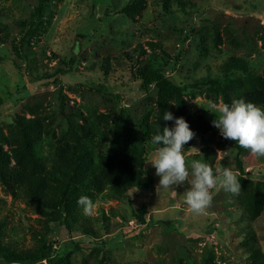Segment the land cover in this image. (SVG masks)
Here are the masks:
<instances>
[{"label": "rangeland", "instance_id": "rangeland-1", "mask_svg": "<svg viewBox=\"0 0 264 264\" xmlns=\"http://www.w3.org/2000/svg\"><path fill=\"white\" fill-rule=\"evenodd\" d=\"M36 5L0 0L4 242L30 251L75 243L70 264H253L252 251L264 256V156L212 126L218 114L212 105L245 99V87L254 88L245 101L264 110V0H52L42 19L32 21ZM230 58L245 62L252 77L242 74L240 84L228 86ZM152 67L187 88L183 105L158 97L153 86L140 87L139 72ZM165 111L183 117L195 133L183 146L189 178L174 187L176 194L158 188L150 164L157 147L151 138L158 127H173L163 120ZM120 117L125 124L115 132ZM202 122L211 130L201 133ZM81 146L87 147L82 165L97 178L78 188L94 203L90 215L77 203L86 232L65 227L51 189L71 170L68 151ZM193 160L209 164L214 175L230 167L239 194L218 185L210 190L211 205L192 212L182 195ZM134 173L149 175L147 188L129 182ZM33 178L42 181L45 204L34 199ZM115 185L126 193L115 195ZM140 214L143 224L135 218Z\"/></svg>", "mask_w": 264, "mask_h": 264}, {"label": "clouds", "instance_id": "clouds-1", "mask_svg": "<svg viewBox=\"0 0 264 264\" xmlns=\"http://www.w3.org/2000/svg\"><path fill=\"white\" fill-rule=\"evenodd\" d=\"M212 107L218 113L212 126L219 130L223 138L238 142L239 146L249 149L253 155L264 156V110L243 98L233 100L231 104L221 101L219 105L213 104ZM163 120L172 121L173 127H158L151 138V143L157 147L150 164L159 177L158 188L168 189L176 194L174 187L189 178L183 146L195 137V133L183 117L176 118L171 112L165 111ZM190 150L202 156L197 149ZM217 172L219 174L214 175L212 167L200 160L191 162L190 188L182 196L192 212L202 214L211 205L213 196L210 190L218 185L234 195L241 191L238 173L230 167L222 166ZM77 203L82 206L84 214L92 213L94 203L89 197L81 196Z\"/></svg>", "mask_w": 264, "mask_h": 264}, {"label": "trees", "instance_id": "trees-1", "mask_svg": "<svg viewBox=\"0 0 264 264\" xmlns=\"http://www.w3.org/2000/svg\"><path fill=\"white\" fill-rule=\"evenodd\" d=\"M37 2V5L34 8V11L31 15L32 21H40L46 12V7L51 4L52 0H34ZM162 2H168V0H161ZM71 62H74L73 59H71ZM225 66V65H224ZM227 70L224 71V78L227 82L228 86L233 84H240L239 81L240 78L243 76L246 78H251L252 75H248L247 71V65L242 60L230 58L227 62ZM243 74V76H241ZM138 81L140 82V87L143 89H147L151 86H153L156 89L157 96L160 98L165 99L166 97H174L177 99L178 103L180 105H183L182 102V96L183 92L187 90V88L179 87L173 84L168 78H166L162 71L158 68H148L144 71H140L138 75ZM205 81H203L204 83ZM212 83L218 85V82L211 81ZM254 88H244L242 89V93H246V95L252 93ZM100 93H105V91H101V87L97 89ZM243 93V94H244ZM246 95L245 100H246ZM109 96H112L109 94ZM115 98H119L118 96H115ZM124 117H120L114 122L115 132L121 130V128L124 126L125 122H123ZM204 129L201 130V133H205L207 131H210L211 128L206 123L202 122ZM128 124H126V127ZM125 127V128H126ZM129 130V128H127ZM132 132L131 130H129ZM134 133V131H133ZM132 133V134H133ZM126 141L130 138V133L127 132V135L125 136ZM75 146V145H74ZM87 153V147L81 146L76 147L68 151L69 156H71V169L69 174L65 173L64 178L59 179V182L61 183L60 186L56 188H51L54 190L58 196V201H53L57 204V207L60 208V212L63 218V222L65 224V227L67 229H74L75 231H85V226L88 224V219L85 215L81 214L79 211V207H77V198L82 196L80 194V191H78L79 187H82L84 189L89 188L93 186V183H95L97 178H94V175L90 173V167L89 164L86 163V165H82L83 157ZM124 156H127L124 153ZM120 164V163H119ZM122 166V164H120ZM238 169L239 172L242 173V167L238 163ZM68 174V175H67ZM62 175V176H63ZM86 176V178H85ZM150 179L149 175H145L144 178H140L138 173H134L131 177V184L136 187L138 190H143L144 184L148 183V180ZM130 180V179H129ZM34 184H35V191L34 196L36 200L40 201L42 204H45L44 202L47 201V199H40V197L43 196V191L41 189L42 181L37 178H33ZM40 181V182H39ZM117 182V181H116ZM146 187V186H145ZM147 188V187H146ZM52 191V192H54ZM112 191L115 195L118 194V196H122L126 193V187L115 185L112 187ZM255 193L254 191H251L250 194ZM44 198V197H43ZM44 200V201H43ZM46 200V201H45ZM50 200V199H49ZM48 200V201H49ZM48 203V202H47ZM1 212V209H0ZM136 220L138 223L143 224L144 219L142 214L137 215ZM9 226L8 218L5 215L4 218L0 219V264H36L39 262L45 261L47 264H70V256L73 251L78 250V246L74 243V246L69 248H63L61 251H56L51 244H44L40 248L36 249L35 251L30 250H23V248H20L16 243H10V242H4V239L6 238V230ZM252 255H257V257L254 259L253 264H264V256L260 254H255L254 251H252Z\"/></svg>", "mask_w": 264, "mask_h": 264}]
</instances>
